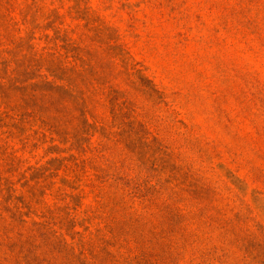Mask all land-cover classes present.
I'll return each mask as SVG.
<instances>
[{
	"label": "rangeland",
	"instance_id": "374dc122",
	"mask_svg": "<svg viewBox=\"0 0 264 264\" xmlns=\"http://www.w3.org/2000/svg\"><path fill=\"white\" fill-rule=\"evenodd\" d=\"M0 264H264V0H0Z\"/></svg>",
	"mask_w": 264,
	"mask_h": 264
}]
</instances>
